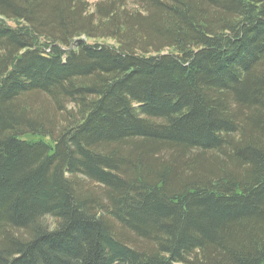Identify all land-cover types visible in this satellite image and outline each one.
Returning a JSON list of instances; mask_svg holds the SVG:
<instances>
[{
	"label": "trees",
	"instance_id": "16d2710c",
	"mask_svg": "<svg viewBox=\"0 0 264 264\" xmlns=\"http://www.w3.org/2000/svg\"><path fill=\"white\" fill-rule=\"evenodd\" d=\"M0 264H264V0H0Z\"/></svg>",
	"mask_w": 264,
	"mask_h": 264
},
{
	"label": "rangeland",
	"instance_id": "374dc122",
	"mask_svg": "<svg viewBox=\"0 0 264 264\" xmlns=\"http://www.w3.org/2000/svg\"><path fill=\"white\" fill-rule=\"evenodd\" d=\"M90 4H94V3H96V2H98V1H101V0H87ZM45 224H47L48 226H50V227H52V226H54L53 224H54V221H52V219L51 218H47V219H45Z\"/></svg>",
	"mask_w": 264,
	"mask_h": 264
}]
</instances>
